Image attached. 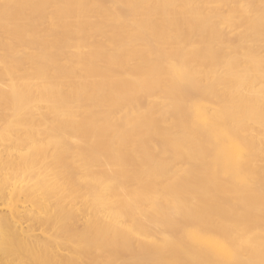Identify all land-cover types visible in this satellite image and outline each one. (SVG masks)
Segmentation results:
<instances>
[{"label": "bare ground", "instance_id": "6f19581e", "mask_svg": "<svg viewBox=\"0 0 264 264\" xmlns=\"http://www.w3.org/2000/svg\"><path fill=\"white\" fill-rule=\"evenodd\" d=\"M0 202V264H264V0H0Z\"/></svg>", "mask_w": 264, "mask_h": 264}, {"label": "rangeland", "instance_id": "374dc122", "mask_svg": "<svg viewBox=\"0 0 264 264\" xmlns=\"http://www.w3.org/2000/svg\"><path fill=\"white\" fill-rule=\"evenodd\" d=\"M0 207H1V202H0ZM0 210H1L0 212H1L2 214H3V212H5V210H4L3 208L0 209ZM1 213H0V214H1ZM4 214H6V212H5Z\"/></svg>", "mask_w": 264, "mask_h": 264}]
</instances>
